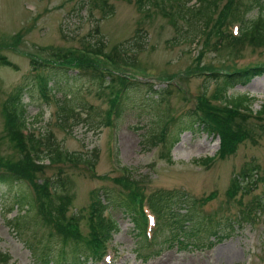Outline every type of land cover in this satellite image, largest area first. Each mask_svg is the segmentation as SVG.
Masks as SVG:
<instances>
[{
    "label": "rangeland",
    "instance_id": "obj_1",
    "mask_svg": "<svg viewBox=\"0 0 264 264\" xmlns=\"http://www.w3.org/2000/svg\"><path fill=\"white\" fill-rule=\"evenodd\" d=\"M99 4L100 0H0V57L12 64L0 61V135L4 102L15 87L26 86L23 101L27 105V128L35 129L43 140L52 134L48 137L63 149L83 153L94 161L93 166L87 162L63 164V171L75 186L71 211L81 212L84 235L90 233L91 191L129 190L128 186L121 188L115 178H134L137 184L146 186L144 194L159 188L187 191V203L194 205L196 198L205 202L197 207L198 219L212 216V225L222 230L206 240L202 234L198 241L193 238L198 243L194 248L191 243L171 241L178 227L167 226L157 233L158 245L146 249L131 218L120 208L110 207L119 229L109 251L111 262L101 264H264V206L254 209V219L244 218L254 199L264 202V182L257 181L235 195L228 193L233 176L242 168H264V133L256 117L264 105V73L246 86L236 85L228 91L229 97L250 99L247 114L251 115L242 124L251 138L239 144L235 153L219 155L218 137L197 121L201 116L198 102L212 99L221 89L222 79L215 82L210 75L264 65V46L248 42L233 45L229 39L215 42L218 37L209 33L192 39L186 21L178 20V30L169 11L148 7L144 0H109L105 10H100ZM262 15L264 1L246 11L249 19ZM228 21V28L235 33L238 24L232 18ZM92 44L112 56L117 53L115 46L127 49L130 59L119 54L106 65L142 80L123 96L115 126L96 124L110 107L109 87H100L99 81L77 74L73 68L67 71L56 65L34 69L32 65L33 60H57V52L77 49L80 54ZM90 56L94 57L92 53ZM42 72L50 79L49 99L40 89ZM150 85L167 90L163 94L150 92ZM70 96L69 104L80 110L83 121L67 133L58 124V105ZM213 102L217 103L216 99ZM91 105L95 107L91 112L94 116L87 115ZM92 122L94 125L89 126ZM174 138L178 140L171 149ZM2 151L12 152L5 145ZM207 157L213 158L209 164L202 162ZM48 162L46 159L45 164ZM54 172L55 168L47 167L40 176H53ZM261 173L254 171L253 179ZM19 192L30 198L36 196L29 183H0V253L7 254L9 264H44L43 256L50 264H62L63 244L44 236L48 232L38 222V209L17 203ZM20 214L23 218L18 225L15 216ZM229 220L234 221L231 228ZM191 223L187 225L192 231L195 223ZM159 249L160 253L149 255ZM143 255L149 256L145 259ZM74 260L75 256L68 263Z\"/></svg>",
    "mask_w": 264,
    "mask_h": 264
},
{
    "label": "trees",
    "instance_id": "obj_2",
    "mask_svg": "<svg viewBox=\"0 0 264 264\" xmlns=\"http://www.w3.org/2000/svg\"><path fill=\"white\" fill-rule=\"evenodd\" d=\"M144 1L148 7L155 6L162 13L169 11L171 22L178 30L180 28L178 20L186 21L190 28L188 36L192 39L209 33L218 37L215 42L229 39L233 45L248 42L264 46V16H259L256 19L246 18V11L264 0H196L194 5L189 4L191 0ZM100 2H102L101 5L99 4L100 10H105V7L109 5V0H100ZM167 5L172 10H169ZM230 18L241 22L240 32L237 35H233L228 28ZM89 47L88 50L85 49L80 54L76 53L77 49L63 51L62 54L57 52L54 55L57 56V60L44 62L33 60L32 65L34 69L50 66L54 68L57 67L56 65H61L60 67L67 71L73 68L75 71L77 70V74H85L92 80L99 81L100 87H109L111 89L109 93L110 107L102 118L98 117L96 124L97 126L115 125V118L120 117L123 93L126 97L128 89L135 88L140 83L131 81L127 76L116 72H104L102 68L106 67L107 60L102 59L101 54L107 57L109 54L105 53L102 47L97 48L93 44ZM90 53L94 57H91ZM0 61L5 65L11 64L3 56L0 57ZM216 73H212L210 76L215 82L222 79L221 88L228 90L236 85L244 86L254 77L263 74L264 65L236 68L225 74ZM39 81L41 91L49 99V91L52 88L48 86L50 79L42 72L39 74ZM25 90L26 86L24 85L15 87L3 104L4 129L0 135V183L26 182L33 187L36 196L30 198L19 192L16 194L17 203H21L22 207L38 209V214H36L38 222L43 224L48 232L44 236L48 240L58 239L63 244L62 264H69L68 262L73 256H75V260L72 264H88L91 259L95 260L104 253V244L119 229L118 222L109 212L110 207L120 208L131 218L136 235L142 239V247L149 249L156 246L158 244L157 236L152 244H148L145 215L136 206L142 202L143 197H147L141 191L146 186L137 184L134 178L130 180L115 178L121 188L128 186V191L120 189H115L116 192L114 190L91 191L90 215L88 216L90 233L86 236L81 233L82 214L79 211H71L73 200L76 197L74 182L63 171V164L70 162L84 164L87 162L93 166L94 161L89 156H83V153L78 154L63 149L59 143L48 137L52 134L45 135L46 140H43L35 133V129L27 128V105L23 101ZM149 91L164 92V90L155 89L152 85L149 86ZM216 95L212 99H201L198 104L201 116H198L200 119L198 118L197 121L211 135L219 136L218 152L219 155L225 156L235 153L234 150L239 144L251 138L249 131L242 124V121L244 122L246 117L251 114H244L238 110L239 107L246 106L245 103H248L250 99L248 97H224L220 103H215L213 99L216 98ZM70 101H72L71 96L66 97L63 103L58 105V124L67 133H72L75 125L83 121L80 110H77L75 105L69 104ZM94 108L91 105L87 115L94 116L91 114ZM256 117L260 122L261 133H264V105ZM90 125H94V122ZM165 131L166 128L162 131L163 137ZM176 140L177 138L172 140L170 148ZM3 145L11 149L12 152L10 154L3 153ZM46 159L49 161L47 164H45ZM212 161V157L202 159V162L206 164ZM47 167L55 168L56 172L53 176L47 175L43 178L40 175L46 173ZM255 170L259 171L260 166L253 165L242 168L231 180L233 188L238 189L241 179H246L248 176L252 178ZM259 179L264 181V169ZM186 197V192L180 189H159L147 198L150 207H153L157 213L161 229L177 225L178 230L173 234L172 239H176L180 243L183 242L182 235L198 236L203 227V223L197 221L198 215L196 214L200 200L196 198L193 200L194 205H191L187 203ZM21 218H23V214L15 216L18 225L21 223ZM191 222H194L197 227L193 231L194 234L188 233L186 229V224ZM204 228V231L209 230L207 227ZM210 231L213 232V230ZM167 240L170 241V238ZM0 260L5 259L0 255ZM42 260L45 264H50L45 256L42 257Z\"/></svg>",
    "mask_w": 264,
    "mask_h": 264
}]
</instances>
